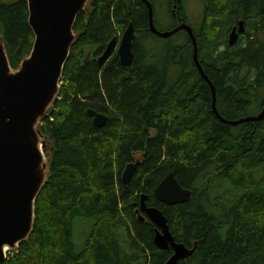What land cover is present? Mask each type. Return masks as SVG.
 Segmentation results:
<instances>
[{"label":"trees","instance_id":"obj_1","mask_svg":"<svg viewBox=\"0 0 264 264\" xmlns=\"http://www.w3.org/2000/svg\"><path fill=\"white\" fill-rule=\"evenodd\" d=\"M148 1L157 29L188 23L184 0ZM201 1L203 20L192 29L218 112L232 120L259 114L264 0ZM240 19L246 31L230 46L228 34ZM130 22L137 33L131 64H121L116 51L98 64ZM73 30L58 96L38 125L50 144V170L33 229L2 264H164L172 251L156 248L154 224L136 213L142 193L166 216L176 241L197 244L178 264H264V119L221 122L188 34L162 38L168 43L153 52L152 40L160 37L149 30L144 0H90ZM0 37L10 66L18 68L34 41L25 0H0ZM89 108L106 116L102 127L93 125ZM136 159L125 184L122 172ZM170 172L192 190L187 202L155 198ZM82 217L92 224L77 249L74 222Z\"/></svg>","mask_w":264,"mask_h":264},{"label":"water","instance_id":"obj_2","mask_svg":"<svg viewBox=\"0 0 264 264\" xmlns=\"http://www.w3.org/2000/svg\"><path fill=\"white\" fill-rule=\"evenodd\" d=\"M28 6V23L34 35L32 49L19 67L13 69L0 37V264L9 251L18 248L26 240L35 220V201L49 175L46 151L49 142L41 137L38 125L48 115L58 96L64 65L77 35L73 30L77 15L87 9L90 0H25ZM148 8L149 30L160 38H169L184 30L193 45V61L212 91L211 107L223 123L238 125L264 119V101L261 112L240 119H227L216 108L215 88L204 73L198 60V47L191 25L181 22L171 30L161 31L153 20V8ZM246 31L245 22L239 20L228 34V44L233 45L240 34ZM136 28L130 22L120 40L112 39L96 59L102 64L117 46V55L123 65L133 59V40ZM87 114L96 127H102L106 116L89 108ZM139 160L126 165L122 181L127 184ZM155 198L167 205L187 202L192 190L183 187L173 172L168 173L154 189ZM142 193L136 210L138 219H148L155 226L153 243L159 250L172 251L164 264H178L192 256L197 244L192 247L176 241L163 212L146 203Z\"/></svg>","mask_w":264,"mask_h":264},{"label":"rangeland","instance_id":"obj_3","mask_svg":"<svg viewBox=\"0 0 264 264\" xmlns=\"http://www.w3.org/2000/svg\"><path fill=\"white\" fill-rule=\"evenodd\" d=\"M184 7H185V12L187 16V22L191 27L195 28L199 24H201L203 20V13H204V6L201 0H184ZM167 23V18L161 14L160 15V22L161 26L163 27ZM137 36V33L135 37ZM184 37L183 34H178L175 36L173 40L179 39ZM121 37H118V41L120 40ZM172 42V40L170 41ZM168 42L162 38H155L152 40V49L153 52L156 54H159V51H161V48H164V46ZM114 51H117V46L115 47ZM62 84V83H61ZM48 153H46L47 155ZM137 157H140V154H137ZM75 229H74V243L77 247V249H81L84 240L86 236L88 235L92 220L88 218H76L75 219Z\"/></svg>","mask_w":264,"mask_h":264},{"label":"flooded vegetation","instance_id":"obj_4","mask_svg":"<svg viewBox=\"0 0 264 264\" xmlns=\"http://www.w3.org/2000/svg\"><path fill=\"white\" fill-rule=\"evenodd\" d=\"M240 20H241V19H240ZM234 26H235V25H234ZM234 26H233V27H234Z\"/></svg>","mask_w":264,"mask_h":264}]
</instances>
